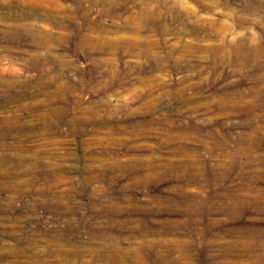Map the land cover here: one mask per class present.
<instances>
[{
    "label": "rangeland",
    "instance_id": "rangeland-1",
    "mask_svg": "<svg viewBox=\"0 0 264 264\" xmlns=\"http://www.w3.org/2000/svg\"><path fill=\"white\" fill-rule=\"evenodd\" d=\"M0 264H264V0H0Z\"/></svg>",
    "mask_w": 264,
    "mask_h": 264
}]
</instances>
